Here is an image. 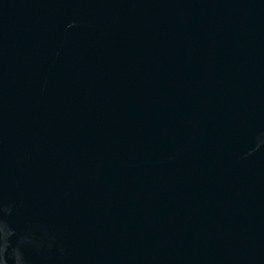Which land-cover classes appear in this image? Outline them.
<instances>
[{
	"label": "water",
	"instance_id": "water-1",
	"mask_svg": "<svg viewBox=\"0 0 264 264\" xmlns=\"http://www.w3.org/2000/svg\"><path fill=\"white\" fill-rule=\"evenodd\" d=\"M0 264H264V0H0Z\"/></svg>",
	"mask_w": 264,
	"mask_h": 264
}]
</instances>
